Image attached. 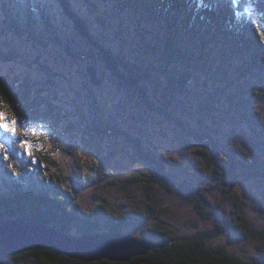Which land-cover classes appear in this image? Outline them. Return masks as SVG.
Listing matches in <instances>:
<instances>
[{
    "label": "trees",
    "instance_id": "1",
    "mask_svg": "<svg viewBox=\"0 0 264 264\" xmlns=\"http://www.w3.org/2000/svg\"><path fill=\"white\" fill-rule=\"evenodd\" d=\"M249 1L111 0L117 15L125 14L137 24L136 29L140 33L141 41L138 45L145 49L141 52L142 56L148 60L149 55H152L155 62L160 63V68L153 63H142L137 49L135 53L128 55L122 50L111 48L103 39L96 38L87 21L72 7L70 0L57 2L78 34L92 47L91 54L86 53L83 46H76L74 39L65 38V33L63 39L58 25L60 22L53 15L54 6L49 5L46 0H0V28L22 41H35L43 47H48L49 44L62 47L72 59L92 61V69L97 75L96 57L101 59L110 72L109 77L117 82L124 93L133 97L139 96L141 107L174 126L179 143L202 155L203 168L200 174H197V179L202 182L215 179L222 184L232 185L237 181V172H241V176L248 179L259 174L258 179L264 181V170L258 167V163L254 164L257 159L253 160V155L249 152L243 151L240 154L232 148L221 147L213 136L217 135L214 128L206 124L204 119L199 118L200 125L195 129L193 124L175 113L179 109L185 110L184 102L179 100L178 95H183L187 100L193 99L187 91V87L195 78L193 72L204 75L209 81L213 79L217 83L222 82L213 93L207 92V98L195 97L199 102L192 110L191 115L194 117L212 119L214 113L220 112L221 110L214 106V103L218 102L215 100L217 94L226 98V106L229 108L226 110L227 114L234 111L239 115L241 112L244 119L248 114L245 109L264 101V25H256L253 17L248 15L245 6ZM262 10L264 11V8ZM151 25L159 27L162 35L159 45L148 41L151 39ZM122 36H125L124 33ZM13 60V54L8 53L0 44V62L11 63ZM234 62H237L236 65ZM233 65L236 68H232ZM148 67L155 70L158 78L164 77L167 83L163 85L160 80L154 81ZM232 71L236 74L235 78L231 75L234 74ZM246 76L257 77L258 83L252 85L251 90L244 81ZM98 80L102 83L100 78ZM233 85H236V91H228ZM151 88L160 90L161 93L151 92ZM91 100L92 107L99 116L92 122L95 130L88 128L89 136H84L85 147L98 159L99 165L108 169L110 158H115L117 152L109 150L104 141L106 137L114 139V133L120 132L114 125L119 120L113 113L107 114L100 109L93 97ZM121 108L122 106L118 105V111ZM142 110L141 108L140 115L134 117L140 124L143 121ZM0 112L6 113L9 119L15 116L21 126L35 124L37 127L34 128L33 134L42 141L50 140L47 130L56 133L60 128L62 135L71 137L77 134L75 118L59 104L58 97H52L49 90L34 87V84L19 77L8 78L0 74ZM222 113H225V110H222ZM252 116L253 114L249 118ZM40 122L45 125L40 126ZM123 134L136 151L138 161L145 167V171L137 175L136 179L145 189L149 201L146 207L136 206L133 212L135 215H122L123 218L92 219L80 215V210L72 208V196L64 189L63 177L58 175L61 166L55 154L49 149H41L39 140L27 135L24 138L30 140L37 154L34 159L27 157L23 163L27 164L29 160L30 165L34 167V173L31 174L27 167L30 176L15 180L7 165L1 166L6 175H0V226L15 220L21 224L32 222L45 225L68 236L76 230L80 231V236L124 234L129 225L157 219L161 212H166L159 207V191L195 203L199 214L207 216L204 209L208 200L204 188L194 187L189 181L173 182V173L168 167L167 158L164 153H155L144 145L143 130L137 131L138 136L126 132ZM8 141L10 139L6 134L4 139L0 137V143L4 145V148H1L3 151L8 149ZM49 169L53 171L49 173ZM103 175L107 174L103 172L100 177L91 176L93 183H102ZM215 175H220V178ZM5 179L9 180L6 182ZM218 219L220 221L216 227L219 228L213 232L198 233L185 239L173 230L163 227L149 229L145 235L149 240L140 241L151 242L152 247L145 255L136 256L129 262H112L105 259L88 263L39 247L15 252L0 247V264H255L231 254L224 248H214L207 244V238L223 233L225 227L230 225L223 217ZM245 226L248 232H253V227Z\"/></svg>",
    "mask_w": 264,
    "mask_h": 264
},
{
    "label": "rangeland",
    "instance_id": "2",
    "mask_svg": "<svg viewBox=\"0 0 264 264\" xmlns=\"http://www.w3.org/2000/svg\"><path fill=\"white\" fill-rule=\"evenodd\" d=\"M70 1L72 7L87 21L96 38L103 39L111 48L122 50L128 55L135 53L137 49V55L142 59V63H153L157 65V68L161 67L160 63H156L151 57L152 55H149L148 60L142 56L141 52L143 53L145 49L142 45H138L141 41L140 33L136 29L137 24L133 19H128L125 14L117 15V11L113 10L114 4L111 0ZM46 2L54 6L53 15L60 22L58 25L63 39V33H65V38L74 39L76 46H83L85 52L91 54L92 47L85 43L84 38L65 17L57 0H46ZM245 8L248 10V15L253 17L256 25H264V11L262 10L264 0H250ZM240 17L242 18L243 15ZM42 33L48 35L45 31ZM149 35L151 39L148 41L151 44H160L162 35L158 26L150 27ZM0 44L14 56L11 63L0 62V74L8 78L19 77L28 80L30 84H34V87L49 90L51 96L58 97L59 104L72 113L75 118L74 124L77 127L75 137L62 135L60 128L56 133L47 130L50 140L46 141H42L33 134L34 128L37 127L35 124L19 125L17 137L0 131L2 139L5 138V134L10 139L9 147L6 149L9 152L0 148V159H2L0 175H6L1 169V166L6 165L15 180L30 176L27 167L31 174L34 173V167L30 165L29 160L27 164L23 163V160L26 162L27 157L34 159L37 151L31 145L29 154V151L21 147V144L23 141L30 143L29 139L24 138L27 135L30 138L35 137L39 140L41 149H49L55 154L61 166L58 175L63 177L64 189L72 196L70 200L72 208L76 211L80 210V215L92 219L123 218L122 215H135L133 212L136 206L146 207L149 203L145 189L136 179L137 175L145 171V167L138 161L136 151L126 140L127 137L123 132L138 136L137 131L143 130L145 132L144 145L155 153H164L167 158L168 167L173 173V182L189 181L194 187L205 189L204 193L208 201L204 210L207 216L199 214L195 203L159 191V207L166 212H161L157 219L129 225L124 234L136 240H149L145 237L149 229L163 227L173 230L185 239L194 237L198 233L213 232L219 228L216 227L217 222L220 221L218 218L223 217L230 224L229 227H225L223 233L207 238V244L214 248H224L231 254L255 264H264V181L258 179L259 174L248 179L242 177L241 172H237V181L232 185L222 184L221 181L215 179H209L207 182L200 181L196 176L203 168L202 155L179 143L174 126L141 107L139 96L133 97L124 93L117 82L109 77L110 72L101 59L96 57V71L102 83L94 85L89 74L92 61L72 59L62 47L51 44L43 47L35 41H22L2 28H0ZM236 63L234 62V65ZM234 65L232 68H236ZM148 68L154 81L160 80L163 85L167 83L164 77L158 78L153 68ZM193 73L195 78L187 87L188 94L192 95L193 99L187 100L183 95H178L179 100L184 102L185 110L179 109L175 113L176 116H181L186 122L193 124L195 129L200 119H204L206 124L214 128L217 135L213 134V136L221 147L232 148L240 154L243 151L251 153L253 160L257 159L254 164L258 163V167L264 170V101L255 104V107L249 106L245 109L248 114L244 119L241 112L239 115L234 111H230L231 115L227 114L226 110L229 108L226 106V98L217 94L215 100L218 102L214 103V106L221 111L214 113L215 116L212 119L202 116L194 117L191 113L199 102V99L195 97L205 96L204 98H207V92L213 93L222 82L217 83L213 79L209 81L204 75L198 72ZM231 75L236 77L235 73ZM244 81L248 83L249 90L252 85L258 83L257 77L254 76H246ZM228 91H236V85ZM151 92L161 93L160 90H154V88H151ZM91 97L97 100L100 109L107 114L113 113L119 120L114 125L120 132L114 133L116 135L114 139L106 137L104 141V145L108 146L109 150L117 152L115 158H110L108 169L99 165L98 159L85 147L84 136H89L87 135L88 128L95 130L92 122L99 116L92 107ZM118 105L122 106L119 111ZM141 108L143 109V121L140 124L134 117L141 114ZM222 110H225V113H222ZM251 114L253 116L249 118ZM39 125L45 124L40 122ZM5 155L8 158L3 160ZM52 171V169L48 170L49 173ZM102 171L107 174L103 175L104 181L99 185L94 184L91 176L99 174L98 177H100V174H103ZM8 180L5 179L6 182ZM245 225L253 227V232H248ZM71 236H80V231H74Z\"/></svg>",
    "mask_w": 264,
    "mask_h": 264
},
{
    "label": "water",
    "instance_id": "3",
    "mask_svg": "<svg viewBox=\"0 0 264 264\" xmlns=\"http://www.w3.org/2000/svg\"><path fill=\"white\" fill-rule=\"evenodd\" d=\"M89 74L94 85L101 84L93 69L89 70ZM0 247H5L9 252L39 247L89 263L105 259L112 262H129L136 256L145 255L152 244L125 234L73 237L45 225L31 222L21 224L12 220L0 226Z\"/></svg>",
    "mask_w": 264,
    "mask_h": 264
},
{
    "label": "snow or ice",
    "instance_id": "4",
    "mask_svg": "<svg viewBox=\"0 0 264 264\" xmlns=\"http://www.w3.org/2000/svg\"><path fill=\"white\" fill-rule=\"evenodd\" d=\"M18 128H19V121L18 119L13 116V118L9 119L4 112H0V131L4 133L10 134L12 137H17L18 135ZM26 134V133H25ZM21 147H24L27 151H31V144L28 141H23ZM0 148H4L3 144H0ZM6 151V149H5ZM8 157L5 155L4 159Z\"/></svg>",
    "mask_w": 264,
    "mask_h": 264
},
{
    "label": "bare ground",
    "instance_id": "5",
    "mask_svg": "<svg viewBox=\"0 0 264 264\" xmlns=\"http://www.w3.org/2000/svg\"><path fill=\"white\" fill-rule=\"evenodd\" d=\"M32 223V222H31ZM35 224V223H34Z\"/></svg>",
    "mask_w": 264,
    "mask_h": 264
}]
</instances>
